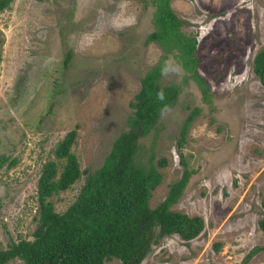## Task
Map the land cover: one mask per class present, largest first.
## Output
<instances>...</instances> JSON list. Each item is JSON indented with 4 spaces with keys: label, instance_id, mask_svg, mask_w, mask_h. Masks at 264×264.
<instances>
[{
    "label": "rangeland",
    "instance_id": "obj_1",
    "mask_svg": "<svg viewBox=\"0 0 264 264\" xmlns=\"http://www.w3.org/2000/svg\"><path fill=\"white\" fill-rule=\"evenodd\" d=\"M168 6L179 30L196 40L197 73L209 91L205 101L193 81L182 83L175 53L165 55L164 63L174 59L182 71L161 75L160 84L180 90L171 111L140 140L144 158L165 161L148 205L179 178L182 156L194 173L171 208L199 216L203 228L188 241L161 237L139 264H264V249L242 263L264 246L257 225L264 215V87L251 69L264 46V0ZM152 9L150 0H12L0 12V249L31 239L36 179L65 133L75 130L71 151L79 168L91 171L126 129L139 80L164 53L146 41ZM82 181L50 198L55 211L74 200Z\"/></svg>",
    "mask_w": 264,
    "mask_h": 264
},
{
    "label": "trees",
    "instance_id": "obj_2",
    "mask_svg": "<svg viewBox=\"0 0 264 264\" xmlns=\"http://www.w3.org/2000/svg\"><path fill=\"white\" fill-rule=\"evenodd\" d=\"M168 1L150 0L154 30L146 41L158 42L164 53L158 63L142 74L139 89L129 102L132 114L126 129L112 141L101 165L91 171L80 169L71 151L74 129L58 140L53 148L54 158L43 163L36 179L37 208L32 216L31 239H19L0 249V264L12 260H18V264H104L112 259L120 264H139L161 237L176 234L188 241L203 228L199 216L171 208L194 173L182 156L179 178L168 185L165 197L158 204L152 208L148 205L151 191L161 180L157 167L164 166L165 161L160 158L153 164L151 153L144 158L145 149L140 140L155 126L160 109L165 104L174 105L180 90L177 83L160 84L165 55L175 53L185 72L182 83L193 81L205 101L209 91L197 73L196 40L179 30L181 21L170 10ZM11 2L0 0V12ZM251 69L264 87V46L253 55ZM161 89L165 93L163 102L156 98ZM192 115L183 123L177 146L183 141L185 126ZM2 160L0 157V164ZM81 176L83 181L74 200L62 212L55 211L50 198L71 187ZM261 207L264 211V200ZM257 225L264 232V215ZM218 248L219 243L213 244L214 250ZM263 249L264 246L253 247L242 263Z\"/></svg>",
    "mask_w": 264,
    "mask_h": 264
},
{
    "label": "clouds",
    "instance_id": "obj_3",
    "mask_svg": "<svg viewBox=\"0 0 264 264\" xmlns=\"http://www.w3.org/2000/svg\"><path fill=\"white\" fill-rule=\"evenodd\" d=\"M182 71V69L180 68V66L175 62L174 59H170L168 61H165L164 65L161 68V75L164 77H167L171 74H179ZM156 98L157 101L159 102H163L165 100V93L163 91V89L159 90L156 93ZM171 109L168 105H164L161 109H160V114L161 116H165L167 115L168 112H170Z\"/></svg>",
    "mask_w": 264,
    "mask_h": 264
}]
</instances>
